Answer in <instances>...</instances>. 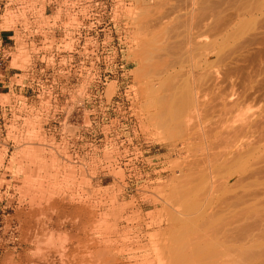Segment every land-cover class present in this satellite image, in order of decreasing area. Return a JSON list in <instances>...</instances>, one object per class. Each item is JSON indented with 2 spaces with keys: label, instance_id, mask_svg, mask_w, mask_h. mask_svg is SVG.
<instances>
[{
  "label": "rangeland",
  "instance_id": "obj_1",
  "mask_svg": "<svg viewBox=\"0 0 264 264\" xmlns=\"http://www.w3.org/2000/svg\"><path fill=\"white\" fill-rule=\"evenodd\" d=\"M46 2L58 7L52 19L59 39L37 44L50 56L44 62L3 38L11 34L6 18L0 21V264L32 253L26 238L37 215L78 209L115 216L126 206L134 224L119 222V227L135 226L140 245L158 244L165 252L164 244L185 249L200 228L248 207L242 212L247 215L238 214L242 222L235 216L234 226L249 227L253 238L262 223V239L253 238L246 260L232 264H264V0ZM192 88L201 97L194 124L205 134L201 138L202 131L195 135L193 129L190 141L173 113ZM246 122L252 126L240 134ZM228 125H235L237 134H227ZM201 154L210 158L197 167ZM188 161L197 169L192 176H213V195L202 194L200 175L188 187L195 191H182L179 169ZM201 212L213 222L202 223L207 217ZM168 213L178 219L177 230H165ZM175 214L203 217H194L200 219L195 224ZM114 218L102 222L113 226ZM72 227L68 224L69 232ZM64 232L56 237L63 239Z\"/></svg>",
  "mask_w": 264,
  "mask_h": 264
},
{
  "label": "bare ground",
  "instance_id": "obj_2",
  "mask_svg": "<svg viewBox=\"0 0 264 264\" xmlns=\"http://www.w3.org/2000/svg\"><path fill=\"white\" fill-rule=\"evenodd\" d=\"M162 19V18H161ZM160 27V26H159ZM189 28V27H188ZM204 36V35H203ZM199 39V38H198ZM193 40V39H192ZM190 41V40H189ZM197 42V41H196ZM192 43V42H190ZM195 43V42H194ZM198 44V43H197ZM196 44V45H197ZM184 45V44H183ZM189 45V44H188ZM194 46V45H193ZM198 46V45H197ZM167 48V47H165ZM186 49V48H185ZM157 50V49H156ZM162 50V49H161ZM187 53V52H186ZM191 53V52H190ZM188 54V53H187ZM164 57V56H163ZM162 57V58H163ZM189 58V57H188ZM164 61V60H163ZM185 62V61H184ZM183 64V63H182ZM184 65V64H183ZM185 70V69H184ZM159 73V72H158ZM187 75V74H186ZM190 75V74H189ZM158 76V75H156ZM184 76V75H183ZM188 76V75H187ZM186 77V76H185ZM189 77V76H188ZM193 76H191L192 78ZM195 78V77H193ZM197 78V77H196ZM197 80V79H196ZM191 81H195L194 79L191 80ZM182 82H185V81H182ZM186 83V82H185ZM190 83V82H189ZM179 84V83H178ZM197 84V83H196ZM195 84V85H196ZM183 85V83H182ZM186 85V84H185ZM191 85V84H190ZM190 85H186L185 87H190ZM214 86V85H212ZM176 88V87H175ZM181 88V87H180ZM194 88V87H193ZM193 88L187 92H184V97H182L181 100H183V102H181V105L179 106V108H176V112H174L173 114L175 115V121L177 123V127L180 128V131H183L184 134H186L185 136H183L184 138H186L188 135L190 136V139L191 137L194 138V134H192V132L194 133L193 129L195 130V135L199 132H201L199 134V136L201 138H204L203 134H205V130H201L202 128L204 127H201V126H198L197 124H194L195 121H197V118H199V115H200V110L201 108L199 107V104H200V101L201 100L200 96H199V92L197 91L198 89H195L193 90ZM179 89V88H178ZM152 90V89H151ZM183 92V91H180V93ZM174 93V92H173ZM172 94V93H171ZM211 94V93H210ZM180 95V94H178ZM172 96V95H171ZM177 96V95H175ZM174 96V97H175ZM159 97V96H158ZM161 98V97H160ZM165 98V96H164ZM181 98V97H180ZM228 98V97H227ZM226 99V98H225ZM173 100V99H172ZM176 100V99H175ZM179 100V99H177ZM229 100V99H228ZM156 101V99H155ZM159 101V100H158ZM157 101V102H158ZM170 101V100H169ZM227 101V100H225ZM164 102V100H163ZM162 102V104H163ZM173 102V101H172ZM169 102H167L168 104ZM226 103V102H225ZM165 104V103H164ZM170 104V103H169ZM172 104V103H171ZM215 104V103H214ZM152 106V105H151ZM154 106V105H153ZM155 106H157L155 104ZM174 106V105H173ZM177 106V105H176ZM159 110L160 107H158ZM157 108V109H158ZM200 108V109H199ZM209 109V108H208ZM216 109V108H215ZM158 110V111H159ZM212 112V111H211ZM157 114V113H155ZM159 114V112H158ZM172 114V113H171ZM152 115H154L152 113ZM168 115V114H167ZM157 116V115H156ZM201 116V115H200ZM204 116V115H203ZM210 117V115H209ZM227 117V116H226ZM154 118V117H153ZM156 118V117H155ZM166 118H168L166 116ZM206 118V117H204ZM212 118V117H211ZM199 121V119H198ZM203 121V120H201ZM210 121V120H209ZM213 121V120H212ZM225 121V120H224ZM166 122H168L166 120ZM200 122V121H199ZM164 123V122H163ZM201 123V122H200ZM207 123V122H206ZM211 123V122H210ZM217 123V122H216ZM229 123V122H228ZM166 124V123H165ZM170 124H171V121H170ZM199 124V123H198ZM212 124V123H211ZM252 123H244V126H240V128H238L239 130V133L243 134L244 131H247V129L250 128V126ZM198 126V129H197V126ZM204 125V124H203ZM202 125V126H203ZM217 126L219 124H216ZM175 128V126H172ZM213 127V126H212ZM212 127H209V128H212ZM201 128V129H200ZM206 128V127H205ZM209 128L206 129L209 130ZM216 129V128H215ZM179 130V129H178ZM198 130H201V131H198ZM224 131L227 133V134H231V133H234V134H237V127H235V125H228ZM178 132V131H177ZM197 132V133H196ZM218 132V131H216ZM179 133V132H178ZM181 135H182V132H180ZM179 133V134H180ZM209 132H207L206 136H208ZM246 133V132H245ZM191 134L194 136H191ZM211 134H213L211 132ZM217 134V133H216ZM239 134V135H240ZM247 134V133H246ZM202 135V136H201ZM197 136L199 139L200 137ZM212 136V135H211ZM228 136V135H227ZM242 136V135H241ZM245 136V135H244ZM183 137L181 136V138L183 139ZM222 137V136H221ZM246 137V136H245ZM188 138V137H187ZM186 138V139H187ZM196 138V139H198ZM208 138V137H206ZM227 138V137H226ZM229 138H231V136H229ZM233 138V137H232ZM231 138V142L233 141ZM237 137L235 136L234 139H236ZM242 138V137H241ZM189 139V138H188ZM209 139V138H208ZM218 139V138H217ZM221 139V138H220ZM228 139V138H227ZM195 140V139H194ZM202 140L201 142L204 141V139H200ZM200 140H199V143H200ZM230 140V139H228ZM188 141V140H187ZM192 141V139L190 140ZM224 141V140H223ZM239 141V140H238ZM179 142V141H178ZM181 145L182 147L184 148L185 145H187L188 142H186V140H183L181 141ZM198 142V141H197ZM205 142V141H204ZM230 142V143H231ZM235 142V141H234ZM240 142V141H239ZM180 143V142H179ZM238 143V142H237ZM243 143V142H242ZM242 143H238L240 145H238V147L242 148ZM175 144V143H173ZM191 144V142H190ZM189 144V145H190ZM197 144V143H195ZM229 144V143H228ZM233 144V143H232ZM179 144H176L174 145L175 147L178 146ZM193 145H194V141H193ZM230 145V144H229ZM228 145V146H229ZM234 145V144H233ZM188 146V145H187ZM232 146V145H231ZM236 147V145H234ZM187 150L188 148H191V146L189 147H186ZM185 148V149H186ZM193 148V147H192ZM189 149V151L192 150ZM198 148V147H197ZM202 148V147H201ZM232 148H234L232 146ZM184 149V151H185ZM205 149V148H204ZM211 149V148H210ZM183 150V149H182ZM181 150V151H182ZM180 151V152H181ZM198 152V151H197ZM182 153V152H181ZM202 153V152H201ZM227 153V152H226ZM206 154V153H205ZM215 154V153H214ZM202 155V154H201ZM211 155V154H210ZM196 156V155H195ZM216 156V155H214ZM201 157H204L203 160H196L198 161L195 162L196 165H198L197 167H199V165L202 166V164H206L207 160L206 159L208 158V156L206 155L207 158H205L204 154L201 156ZM201 157L197 158V159H200ZM232 157V156H231ZM189 158V157H188ZM210 158V157H209ZM208 158V159H209ZM195 160V158H192ZM220 159V158H219ZM193 160V161H194ZM217 160V159H216ZM215 160V161H216ZM231 160V159H230ZM229 160V161H230ZM173 163V162H172ZM186 163V162H184ZM192 162L189 163H186V165H184V168H180L179 171L180 172V175H182L181 177H184L185 180H184V185H181V189L182 191H184L183 189H188L190 190V188H188L190 185H192V183H195V180L197 179V177L200 175L199 173H201L203 169H201L200 171L201 172H198L199 175H197V173L195 174L197 177H194L192 176V173L193 171L196 169H194L193 167L190 168V165H191ZM208 164V162H207ZM217 164V163H216ZM225 164V163H224ZM195 165L194 162L191 166ZM180 167V166H179ZM178 167V168H179ZM183 167V166H182ZM196 167V166H194ZM209 167V166H207ZM211 167V166H210ZM185 168H189V171L191 172V169H192V172L191 174L189 172H185ZM202 168V167H200ZM199 168V169H200ZM198 169V171H199ZM173 170V169H172ZM187 170V169H186ZM205 170V169H204ZM209 170V168L207 169ZM197 171V169H196ZM216 171V170H215ZM195 172V171H194ZM210 172V171H209ZM212 172V171H211ZM210 172V173H211ZM219 172V171H218ZM206 173V172H205ZM202 172V174L200 175V177L198 178L200 180V185L202 187H199L201 188V191L204 189H206L205 191L207 192H204V190L202 191L203 193L202 194H206V196H208L207 194L210 192L209 190H213L211 191L213 194L215 192V186H216V182L213 183V176L211 177V174H205ZM213 173V172H212ZM189 174V175H187ZM219 174V173H218ZM221 174V173H220ZM214 175V174H213ZM217 176V175H216ZM195 180H194V179ZM230 178V177H229ZM197 179V181H198ZM216 181V180H214ZM199 182V181H198ZM197 182V183H198ZM215 186H214V185ZM198 185V184H196ZM222 185V184H220ZM193 186V185H192ZM196 186H194L195 188ZM179 188V190H180ZM193 188V189H194ZM217 188V187H216ZM222 188V187H221ZM234 188V187H233ZM191 189V191L193 190ZM198 190V188H196ZM177 190V191H179ZM208 190V191H207ZM176 191V192H177ZM195 191V189H194ZM218 191V190H217ZM175 192V193H176ZM193 192V191H192ZM211 192L209 193V195H213L211 194ZM181 193V194H180ZM196 193H199V192H196ZM201 193V192H200ZM173 194V193H172ZM178 194V193H177ZM180 195H182V192L180 191L179 192ZM178 194V195H179ZM189 196L192 194L191 192L190 193H187L186 195ZM168 195V194H167ZM171 195V194H170ZM176 195V194H175ZM179 195V196H180ZM185 195V193L183 194ZM182 195V196H183ZM185 195V196H186ZM198 195V194H197ZM249 195V194H248ZM173 196V195H172ZM184 196V197H185ZM195 196V195H194ZM199 196V195H198ZM206 196H202L204 199ZM258 196V195H257ZM256 196V197H257ZM169 197V196H168ZM178 197V196H177ZM181 197V196H180ZM183 197V198H184ZM197 197V196H196ZM211 197V196H210ZM255 197V199H256ZM262 197V196H261ZM172 198V197H171ZM176 198V197H174ZM190 198V197H189ZM213 198V197H212ZM260 197L258 196L257 199H259ZM173 199V198H172ZM180 200V198H178ZM254 199V198H253ZM253 199H250L253 201ZM256 199V200H257ZM65 200V199H64ZM182 200V199H181ZM181 200L178 202L180 203ZM187 200V198H186ZM202 200V199H201ZM200 200V201H201ZM246 200V199H245ZM255 200V201H256ZM168 201V199L166 200ZM171 201V199H170ZM174 201V200H172ZM171 201V202H172ZM253 201L252 203L254 204ZM262 199L260 200V203H261ZM186 202V201H185ZM194 202V201H193ZM197 202V201H196ZM251 202V201H250ZM257 202V201H256ZM66 203V202H65ZM177 203V204H178ZM192 203V202H191ZM195 203V202H194ZM199 203V202H198ZM222 203V202H221ZM239 203V202H238ZM259 201L256 203V204H260ZM263 203V201H262ZM56 204V203H55ZM54 204V205H55ZM167 204V203H166ZM173 204V203H172ZM185 203L183 202L182 205H184ZM229 204V203H228ZM233 204V203H232ZM251 204V203H250ZM176 205V204H175ZM174 205V207H175ZM179 205V204H178ZM177 205V207H178ZM190 205V204H189ZM188 205V206H189ZM239 205V204H238ZM247 205V204H246ZM59 206V205H58ZM84 206V205H83ZM227 206V205H225ZM259 206V205H258ZM261 206V204H260ZM70 207V206H69ZM85 207V206H84ZM127 207V206H126ZM123 208L122 209V212L120 213V215H99L97 214V212H90L88 210H78V209H75L74 211H70V212H66V211H57L59 213L55 214L54 217L51 215L49 217H47L46 214V217L43 218L41 217V219H39L40 217H38L37 215V218L38 220L36 219V223L32 226H30V230L28 232V235H27V240L28 242H30V244L33 246V251L31 254H22L20 257H18V260H17V257L13 256L12 258H10L11 260V263L12 264H232V263H235V261H239L240 263H243L242 261L246 260V257H247V249H251V247L249 246V244L251 243H254L253 241L251 240H254V239H259L262 237L259 236V231H262L263 232V224H261V227L262 229H259L257 230L256 232H258V236L256 234V236L254 235L253 238H252V235L253 233H251L252 235L248 234L251 232V229L248 227V228H242L241 230L237 229L236 225L234 226V223H235V220L236 218H238V214L240 212H238V214H234L231 215V216H228V217H224L225 220H223L222 222V218L220 223H218L217 225L215 226H210L208 228L206 227H202V229L200 228L201 230V233H195L194 235V242L190 243L189 246H187L185 249L182 248H178L177 250H174L172 247L170 248L169 245H166L164 244V248L167 247V252L165 251H162L158 244H154L153 245V249H151V247L149 245H140L139 244V240L141 237L137 236L139 234L138 232V228H136L135 226L133 227H123V228H120L119 227V222H131L132 225L134 224L133 223V219L131 217H127V208ZM179 207H182V206H179ZM191 207V206H190ZM197 207V206H196ZM234 207V206H232ZM239 207V206H237ZM242 207V206H241ZM254 207V206H253ZM187 211L189 210V208L184 207ZM194 208V207H192ZM227 208V207H226ZM243 208V207H242ZM248 208V207H247ZM247 208H244L242 210H245L247 211L248 209ZM257 208V207H256ZM38 209V208H37ZM64 209V208H63ZM91 209V208H90ZM174 209V208H173ZM183 209V208H182ZM228 209V208H227ZM234 209V208H233ZM247 209V210H246ZM49 210V209H48ZM184 210V209H183ZM184 210V211H186ZM207 210V209H205ZM204 210V211H205ZM226 210V209H225ZM224 210V211H225ZM240 210V209H239ZM250 210V209H249ZM54 211V210H53ZM173 211V210H172ZM177 211V210H176ZM176 211H173V212H176ZM202 211V212H204ZM236 211V210H235ZM245 211H241V213L239 214L240 216L243 217V215L245 214H242V212H245ZM45 212V211H44ZM56 212V210L54 211ZM181 212V211H180ZM191 212V211H189ZM201 214H204L202 213ZM233 212V211H232ZM249 212V211H248ZM172 213V212H171ZM177 213V212H176ZM186 213V212H183V214ZM224 213V212H223ZM228 213V212H227ZM231 213V211L229 212ZM170 213H168L169 215ZM191 214H193L191 212ZM203 217V215H201ZM242 214V215H241ZM167 215V216H168ZM177 214H175L176 216ZM196 214H194V217ZM206 215V214H204ZM211 216H215L214 218H216L217 216L214 215V214H210ZM247 215V214H246ZM173 216V215H172ZM180 217L181 216H185L187 217L186 219L188 220H191V218L194 219V217L190 216L191 218H189V216L187 215H179ZM179 216H176L177 218H179ZM198 215V217H200ZM235 216H237L235 218ZM239 216V218H240ZM115 217V218H114ZM170 215H169V218L167 219L166 218V221L167 223L165 222V230L167 231H173V230H177V229H173V227H177V220L178 219H170ZM196 217V218H198ZM204 217H207V221L203 220L201 217V220L204 221L202 223H209L211 220V218L208 219V215L204 216ZM220 217V216H219ZM114 218V221L115 223L112 224L113 226H109V225H106V223L103 224L102 221H108L110 219ZM196 218L194 219V221L196 222L195 224L199 223L200 222V219H197ZM236 219V222H242L241 219L240 221ZM31 219V218H30ZM184 218H179L180 221H183L185 222V219L182 220ZM217 219V218H216ZM245 219V217L243 218V220ZM262 219V218H261ZM214 220V219H213ZM199 221V222H197ZM218 221V219H217ZM263 222V219L260 220ZM160 222H163V221H160ZM190 222V221H189ZM187 222V225L183 224L181 225V222L179 223L181 226H188V223ZM211 222H213L211 220ZM191 223V222H190ZM193 223V222H192ZM191 223V224H192ZM206 223V224H207ZM68 224H72L73 227H72V230L69 232L68 231ZM159 224H163V223H159ZM176 224V226H174ZM178 224V225H179ZM221 224V226H219ZM237 224V223H235ZM246 225V224H245ZM244 226V225H243ZM259 226V225H258ZM159 227L161 228L162 225H159ZM260 227V228H261ZM241 228V227H240ZM56 229L58 230L57 232H62L63 230L65 231L64 232V236H63V239L61 238V234H58V238L56 237L57 235V232H56ZM63 229V230H62ZM173 229V230H172ZM62 230V231H60ZM237 230V231H236ZM239 231V232H238ZM69 232V233H67ZM162 232V231H161ZM160 232V233H161ZM166 233H169V232H166ZM262 234V233H261ZM260 234V235H261ZM125 236V240H121L119 238ZM250 237V239H249ZM128 238V239H127ZM158 238V237H157ZM24 239V238H23ZM258 239V241H259ZM24 242V241H23ZM251 242V243H250ZM256 242V240H255ZM250 247V248H248ZM32 248V247H31ZM25 251V250H24ZM29 251V250H28ZM26 253V252H25Z\"/></svg>",
  "mask_w": 264,
  "mask_h": 264
},
{
  "label": "built area",
  "instance_id": "obj_3",
  "mask_svg": "<svg viewBox=\"0 0 264 264\" xmlns=\"http://www.w3.org/2000/svg\"><path fill=\"white\" fill-rule=\"evenodd\" d=\"M57 10L58 7L48 4L46 0H0V21H3V17L6 18L9 30L5 31L11 34L3 35V38L10 41L13 47L19 42L23 50L27 51L28 57L41 58L42 61L44 58L49 59L50 56L39 51L44 45L37 44L59 39V35L55 33V25L58 23L52 19ZM62 39H66L65 36ZM3 54L6 56L5 52ZM54 54L52 52L51 56ZM44 65L47 67V63ZM30 70L32 66H28V71Z\"/></svg>",
  "mask_w": 264,
  "mask_h": 264
}]
</instances>
